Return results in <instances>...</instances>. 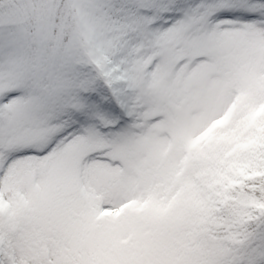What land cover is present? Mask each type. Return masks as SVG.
I'll list each match as a JSON object with an SVG mask.
<instances>
[{
	"label": "snow or ice",
	"instance_id": "obj_1",
	"mask_svg": "<svg viewBox=\"0 0 264 264\" xmlns=\"http://www.w3.org/2000/svg\"><path fill=\"white\" fill-rule=\"evenodd\" d=\"M262 104L264 0H0V200L10 207L22 179L65 158L78 160L98 213L240 151L235 163L264 189ZM0 264H17L2 241ZM226 264H264V208Z\"/></svg>",
	"mask_w": 264,
	"mask_h": 264
},
{
	"label": "rangeland",
	"instance_id": "obj_2",
	"mask_svg": "<svg viewBox=\"0 0 264 264\" xmlns=\"http://www.w3.org/2000/svg\"><path fill=\"white\" fill-rule=\"evenodd\" d=\"M233 106L229 105L228 112ZM262 113L264 104L256 111L257 115ZM226 117L227 113L194 136L192 147L201 152L207 146L211 129ZM226 161L192 174L182 168L155 199H133L103 213L95 212L91 206L92 196L83 182L78 160L65 158L37 167L14 192L15 207L10 210L14 217L3 224L0 241L15 247L17 264H226L229 253L221 246L210 247L206 257L201 247L196 257L188 249L191 259L181 260L174 259L172 250V242L179 240L178 229H183L176 208L186 204L178 202L190 186L203 192L206 202L218 209H225L229 203L228 194L219 185L224 176L216 168ZM230 166L236 171L241 169ZM4 202L0 200V206ZM151 204L153 208L157 204L164 209L175 208L168 215H161L153 208L146 209ZM7 206L10 207L6 202ZM184 232L188 245L198 242L195 230Z\"/></svg>",
	"mask_w": 264,
	"mask_h": 264
},
{
	"label": "trees",
	"instance_id": "obj_3",
	"mask_svg": "<svg viewBox=\"0 0 264 264\" xmlns=\"http://www.w3.org/2000/svg\"><path fill=\"white\" fill-rule=\"evenodd\" d=\"M244 158L245 153L240 151L232 159L226 161L225 164L216 166L220 174L224 176L223 179L221 178L219 185L230 198L225 209H218L207 203L204 193L195 190L194 185L189 187L188 193L178 202L186 204L176 208L177 220H179L183 229L182 231L178 229L176 233L179 240L177 241L175 238L172 242V250L175 253L174 259L181 260L184 257L191 259L192 255L188 252V249L196 257L195 254L200 250V247L204 251L205 257L209 255V248L216 246L223 247L225 252L229 253V257L235 253L247 219L255 209L264 208V204L260 202L261 199H264V189L251 182L252 177L259 174H246L242 168L236 171L230 166L236 165L239 167L235 160ZM256 192H259V197L255 195ZM152 199H155V196ZM150 208H153V204L148 206L147 210ZM174 208L172 206L171 209H164L157 204L152 210L160 212L161 215H168ZM13 217L14 215L10 210L7 212L0 211V233L3 231V224L11 222ZM184 229L195 230L198 235V242L188 245L185 241Z\"/></svg>",
	"mask_w": 264,
	"mask_h": 264
}]
</instances>
